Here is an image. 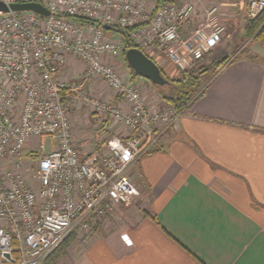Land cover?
I'll use <instances>...</instances> for the list:
<instances>
[{"label": "built area", "instance_id": "built-area-1", "mask_svg": "<svg viewBox=\"0 0 264 264\" xmlns=\"http://www.w3.org/2000/svg\"><path fill=\"white\" fill-rule=\"evenodd\" d=\"M0 1H35L49 11L46 17L0 11V166H7L0 169V264H54L48 258L66 237L85 245L108 214L139 195L128 166L157 146L181 115L166 104L150 109L142 87L107 63L124 47L104 36L103 25L132 28L129 37L138 48L155 50L179 69L216 46L224 27L214 23L208 33L195 29L182 36L197 0ZM244 8L255 18L264 0H247ZM215 12L211 7L208 15ZM69 57L85 66L75 80L63 81L58 74ZM93 78L123 104L90 98ZM72 104L90 105L97 116L121 124L126 135L105 139L104 152L80 159L72 140ZM28 144L39 152L35 185L14 170Z\"/></svg>", "mask_w": 264, "mask_h": 264}, {"label": "crops", "instance_id": "crops-1", "mask_svg": "<svg viewBox=\"0 0 264 264\" xmlns=\"http://www.w3.org/2000/svg\"><path fill=\"white\" fill-rule=\"evenodd\" d=\"M246 1L195 2L194 12L197 7H215L218 19L230 22L231 29L202 58L235 36L245 38L247 50L240 59L225 63L207 81L202 96L181 113L177 125L128 166L127 176L139 195L108 214L85 245L73 236L55 264H264V39L246 37L245 18L240 28L236 26L245 14ZM181 33L187 37L193 31L186 27ZM143 50L164 74L176 75L168 58L150 48ZM121 54L113 57L116 68L123 70L121 77L149 94L145 102L150 109L164 105L144 78L130 74ZM69 58L58 74L60 80H75L76 71L81 72V66H72L73 57ZM106 61L113 66L108 57ZM102 83L93 78L89 94L123 104ZM97 117L91 116L88 125L96 126ZM78 124V114L73 112L75 148L86 141L76 134ZM101 126L96 137L103 144L91 152L105 151V137L127 133L108 117ZM77 151L80 159L86 156Z\"/></svg>", "mask_w": 264, "mask_h": 264}, {"label": "rangeland", "instance_id": "rangeland-1", "mask_svg": "<svg viewBox=\"0 0 264 264\" xmlns=\"http://www.w3.org/2000/svg\"><path fill=\"white\" fill-rule=\"evenodd\" d=\"M208 10L209 8L206 7V8H201V7H197V10L193 13V16L191 18V21H189V25H188V28L190 27V30L194 32L195 29H200V33H208L210 32L212 29H214V26L213 24L215 23L216 25L218 26H223L224 25L226 27H224V30L222 31V35L221 36H225L227 35V33L231 30L229 27V23H223L221 22L219 19H218V15H216V12L213 14V15H208ZM261 13V12H260ZM259 13V14H260ZM245 18V20H248V19H251L245 12V14H243L242 16H240V18L237 20L238 22L236 23V26H238L240 28V25H242L241 23L243 22V19ZM241 22V23H240ZM206 25H209V27H206ZM235 26V27H236ZM104 31V36L110 40H113L115 42L119 41V42H123L122 41V36L120 34H117L116 31H114L113 29H103ZM248 43L247 41L245 40V38H237L235 36L234 39H228V44L226 45V41H222V43H220L218 45V47H216V49H214L213 51H211L210 53H208V55L204 56L198 64H203V65H207L211 62H213L214 60L216 59H210L209 58H212L214 56H217L219 55L220 57L222 56H225V55H229V53L231 52V55H229V57H233V56H242L243 55V52H244V49L247 50L248 48ZM70 59V58H68ZM71 60L73 61V65L72 63H70V65L72 66H81L78 67V70L79 71H83L82 68H84V64L77 60L76 58H71ZM108 60L113 64V66H115V69H117V71L119 72V74L121 76H124L122 73H123V70H120L119 68H116V63H115V59H113V57H108ZM193 59H191L192 61ZM176 68V67H175ZM77 69V68H76ZM179 68H176L175 72H176V75L179 73ZM63 71H65L63 69ZM122 71V72H120ZM80 72V73H81ZM80 73H77L76 71V74L77 76L80 75ZM175 75V76H176ZM215 75V72L213 69H210L206 74L203 75L202 77V85L204 86L207 81L212 78L213 76ZM137 78H141V77H137ZM143 79V78H141ZM146 80V79H144ZM147 81V80H146ZM149 83V81H147ZM103 86H105L104 83H102ZM151 86V85H150ZM107 88V87H106ZM110 88V87H109ZM150 89L154 90V92H156V89L154 86H151ZM108 91L110 90L107 88ZM111 92V91H110ZM88 95L90 98H96L100 101H105V97L103 95H97L95 93H91V95L89 94L90 92H88ZM113 93V91H112ZM88 97V98H89ZM143 98L144 100H148L150 99V96L149 94L147 93H143ZM108 101H113L111 98L110 99H106ZM70 109L69 111V118L70 120L72 121V115H73V112L77 113L78 114V118H79V124H78V128L75 129L76 130V134L80 135V136H84L85 140V145L78 147L79 145L76 146L77 150L80 151L81 154H88L90 153L91 151L95 150L96 146L98 145H101L103 144V141H100L97 137H96V133L97 132H100V129L102 128L101 126V123H104L105 122V117L107 116H104V115H100L98 116L94 121L95 123H97L96 126H93L91 125V123L88 125L87 123V120H90L91 116H95L97 115L94 111H93V108L90 107V106H82L81 105H76V104H72L70 107H68ZM70 121V122H71ZM72 129V127H71ZM74 133V132H73ZM107 138H110L109 136L108 137H105V139ZM104 139V140H105ZM42 141L44 142L45 144V149L48 150L49 149V142H48V139L47 138H42ZM34 145V144H33ZM31 146L28 144V146L25 147L24 151H23V155H22V158H21V163H20V166L16 169L14 167V170L16 172H19L20 175L22 174L25 178V182H31V184L35 185L36 184V179L34 177V171H35V165H36V161H37V157L39 155V152H37L35 150V145L34 146ZM36 154V155H34ZM7 165V164H6ZM5 167L7 166H0V169L4 170ZM3 172V171H1ZM3 175V173H2ZM73 238V236H72ZM65 248V247H64ZM64 248L61 250H58V253L55 254L54 256V260H56L59 256V253L61 251L64 250ZM52 263H54V261H52ZM55 264V263H54Z\"/></svg>", "mask_w": 264, "mask_h": 264}, {"label": "trees", "instance_id": "trees-1", "mask_svg": "<svg viewBox=\"0 0 264 264\" xmlns=\"http://www.w3.org/2000/svg\"><path fill=\"white\" fill-rule=\"evenodd\" d=\"M74 19L75 21L81 20V18ZM117 30L121 33L123 38L124 48L121 54L123 57L125 49L137 47V45L129 37L132 28H123ZM244 32L246 37L250 40L261 41L264 39V10L255 18L245 21ZM141 50L144 52L143 49ZM245 51L246 50H244L243 54ZM242 56H233L231 58L229 56H224L207 65H203L201 63L198 64L202 58V56H200L199 59L192 60L188 67L179 70V73L174 77L167 76L160 68L163 77L169 82L163 86H154L150 84V82L149 84L155 87L156 93L163 103L173 108L176 113H182L186 111L190 105L204 93L206 88V85H202V77L204 74H206L210 69H213L216 73L221 67H223L225 63H232L233 61L240 59ZM126 67L132 76H136L134 72H132V70L127 66V64ZM72 236L73 235H69L65 238L61 245L50 255L48 258L49 262L54 261L55 254L58 253V250L61 248L63 249L68 245V243L72 240Z\"/></svg>", "mask_w": 264, "mask_h": 264}, {"label": "water", "instance_id": "water-1", "mask_svg": "<svg viewBox=\"0 0 264 264\" xmlns=\"http://www.w3.org/2000/svg\"><path fill=\"white\" fill-rule=\"evenodd\" d=\"M33 11L41 17L49 15V11L40 3L30 2H11L8 5L0 1V11ZM105 29H111L108 25H103ZM124 61L136 76L146 79L154 86H163L169 81L163 77L159 66L147 56L140 48L130 47L124 50ZM177 125V120L174 122ZM7 257L6 254H3Z\"/></svg>", "mask_w": 264, "mask_h": 264}]
</instances>
